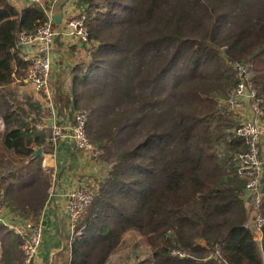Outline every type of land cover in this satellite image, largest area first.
I'll return each instance as SVG.
<instances>
[{"label":"trees","instance_id":"obj_1","mask_svg":"<svg viewBox=\"0 0 264 264\" xmlns=\"http://www.w3.org/2000/svg\"><path fill=\"white\" fill-rule=\"evenodd\" d=\"M76 1L88 40L70 48L82 55L52 100L88 111L101 155L94 199L64 245L68 264H107L129 233L149 264H264V202L257 242L238 173L240 115L227 105L234 64H247L264 123V0ZM44 19L40 5L0 0L1 203L33 223L51 186L42 154L54 147L46 105L17 81L29 65L17 36Z\"/></svg>","mask_w":264,"mask_h":264},{"label":"built area","instance_id":"obj_2","mask_svg":"<svg viewBox=\"0 0 264 264\" xmlns=\"http://www.w3.org/2000/svg\"><path fill=\"white\" fill-rule=\"evenodd\" d=\"M40 5L45 19L42 24L33 31H20L17 36V45L21 54L28 61V69L25 75L19 78V82H29L34 89L41 93L49 103L50 116L57 118L53 111L52 93L50 89L51 74L53 69V50L58 37L66 36L71 43H85L88 40L83 12L69 15L64 24L59 28L55 26L54 13L45 8L43 0H29ZM239 80L227 105L232 111H239L244 101L250 103L251 116L240 120L235 129V135L241 138L246 146L243 152L237 155L238 173L245 178V198L248 201L247 226H252L254 231H259L262 218L259 214V206L264 202V189L261 188V178L264 171V154L261 150L264 136V123L261 120V108L257 101L256 90L251 82L249 66L247 64H234ZM88 114L85 111H73L69 122H53L49 141L53 147L61 138L67 137L73 147L83 151L94 162L100 157V149L89 139L87 134ZM45 125V123H44ZM2 127V126H1ZM41 129L43 124H37ZM94 182L79 184L65 194L64 212L69 229L74 232L77 222L80 220L84 209L90 205L95 196ZM0 191V221L4 211L1 203ZM12 229L21 239L22 261L21 264H35L43 228L40 222L33 223L24 220L22 225H6ZM174 256L182 257V251H172Z\"/></svg>","mask_w":264,"mask_h":264},{"label":"crops","instance_id":"obj_3","mask_svg":"<svg viewBox=\"0 0 264 264\" xmlns=\"http://www.w3.org/2000/svg\"><path fill=\"white\" fill-rule=\"evenodd\" d=\"M11 2L13 5H19V7L31 3L30 1L24 3L25 0H11ZM53 3L50 9L53 11L54 17L59 14V22L56 23V27L58 28L64 24V21L69 15L76 14L80 11L76 0H53ZM58 6H60V9H54V7L57 8ZM75 44L71 43L66 36L58 37L55 41L50 89L53 80L58 81L61 79L58 94H60V91L70 89V82L72 80L71 68H73L75 63L78 64L79 62V59L77 60L76 57L82 55V53H79V50L77 53L74 49H70ZM65 79H67V83L64 82ZM21 83H25L29 88L32 86L29 82L23 81ZM51 93L53 95L56 94L53 90H51ZM47 110L48 115L45 118H50L52 123H65L72 119L70 107H62L61 109L54 104L53 111L57 114L55 120L50 116V106L47 107ZM239 115L240 120L251 116L250 103L246 101L242 103L239 109ZM263 142L264 136L262 144ZM41 165L44 169L51 171V186L49 188L48 199L39 216V222L42 225L43 232L41 244L34 263L68 264L69 251L64 250V245L69 243V238L73 237L74 232L72 233L70 231L65 217V194L69 189L79 184L88 183L90 180L93 182V175L98 170L97 161L94 162L86 153L74 148L70 140L64 137L57 141L53 151L42 154ZM24 220L21 217L13 216L4 208L0 221V264H20L22 261L21 239L6 225H22ZM254 237L258 242L260 240V232L258 231Z\"/></svg>","mask_w":264,"mask_h":264},{"label":"rangeland","instance_id":"obj_4","mask_svg":"<svg viewBox=\"0 0 264 264\" xmlns=\"http://www.w3.org/2000/svg\"><path fill=\"white\" fill-rule=\"evenodd\" d=\"M28 1L29 0H25L24 3H28ZM17 6L19 7V5ZM60 81L61 79H59L58 81L53 80L51 83V90H53L54 93L56 92L57 95H58V89H59L58 87H59ZM64 82L67 83V79H65ZM21 88L23 87H19V89ZM24 88L29 93H32L34 97L39 98L44 103V105H46V107H49V103L43 98L41 93L37 92L34 89L33 85L30 86V88L27 86ZM52 105H54L53 100H52ZM81 111H85L86 113L88 112L84 109H82ZM139 241H140V237H136L134 235H131L130 233L126 234L124 236V242L121 245V248L116 254H114L109 259L107 264H119V263L136 264L138 262H141L142 264H149L150 263V252H148V250L145 249V247L141 246V243Z\"/></svg>","mask_w":264,"mask_h":264},{"label":"water","instance_id":"obj_5","mask_svg":"<svg viewBox=\"0 0 264 264\" xmlns=\"http://www.w3.org/2000/svg\"><path fill=\"white\" fill-rule=\"evenodd\" d=\"M55 19V23H58L59 22V14L55 15L54 17ZM43 122L48 126L50 127L52 125V120L50 118H44L43 119ZM41 154V149L38 148L36 151H35V154H34V158L38 157L39 155ZM264 186V174L261 178V188H263ZM250 230L252 231V233L254 234V236L256 235L257 231H254L252 226H250Z\"/></svg>","mask_w":264,"mask_h":264}]
</instances>
